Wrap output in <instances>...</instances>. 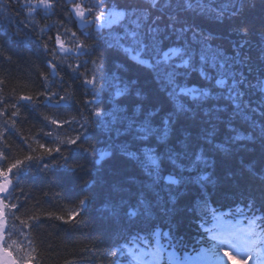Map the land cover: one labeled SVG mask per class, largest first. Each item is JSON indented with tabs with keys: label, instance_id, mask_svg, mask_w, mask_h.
<instances>
[{
	"label": "snow or ice",
	"instance_id": "snow-or-ice-1",
	"mask_svg": "<svg viewBox=\"0 0 264 264\" xmlns=\"http://www.w3.org/2000/svg\"><path fill=\"white\" fill-rule=\"evenodd\" d=\"M254 7L256 0H224L215 7L208 0H0V38L7 36L29 51L35 47L45 65L39 73L42 79L33 82L32 91L12 88L6 92L0 87V242L7 244L11 239H4L6 232L41 227V216L33 211L43 206L41 202L29 206L28 197L15 195L17 190L24 191L23 173L32 166L41 171L50 167L79 171L82 166L64 153L85 151L91 155L92 149L84 145L92 138L91 129L98 125L104 134L115 132L117 137L130 138L117 148L141 166L146 176L135 201L121 196L115 204H106L108 215L129 232L139 224H148L151 229L146 236L137 232L129 241L143 240L146 247L133 248L127 243L110 247L107 264H225V258L228 262L239 258L242 264H264V215L258 216L256 211L259 207L264 213V29L258 33V51L252 55L244 51L251 48L248 27H233L231 31L241 38L233 42L229 54L214 46L218 34L188 19L195 15L208 23L223 24ZM19 25L27 29L24 37L14 30ZM109 52L135 53L137 67L151 75L167 105L157 103L137 87V81L125 79L121 75L127 72L125 63L110 67L104 55ZM0 55H4L2 43ZM5 58L12 60L10 55ZM193 76L201 83H190ZM5 83L0 80V86ZM81 96L91 98L82 100ZM109 99L110 105L105 103ZM41 109H54L58 115L53 118ZM74 110L76 115L71 118L60 115ZM29 113L43 118L35 136L22 131L30 123ZM65 125L75 135L62 138L59 133ZM16 136L20 143L9 139ZM44 139L47 142H41ZM257 146L262 150L261 161L242 162L240 169L241 175L258 180L261 186L258 195L245 197L247 212L239 206L235 209L247 217V226L233 223L212 209L215 223L210 228L199 225L203 227L200 246L194 249V256L188 254L184 241L173 230L178 202L192 187L198 188L199 196L189 210L207 223L206 193L209 186L222 185L218 167ZM112 154L102 151L100 159ZM237 175L229 170L225 178L238 187ZM123 192L119 186L112 188L115 195ZM90 200H80L67 219L52 212L45 216L65 224L78 223ZM161 218L167 221V232L156 224ZM116 235L119 239L123 232L118 230ZM161 237L167 238V245L161 243ZM25 240L31 249V239L25 236ZM12 244L23 251L22 243ZM35 259L27 255L6 264H31Z\"/></svg>",
	"mask_w": 264,
	"mask_h": 264
},
{
	"label": "trees",
	"instance_id": "trees-1",
	"mask_svg": "<svg viewBox=\"0 0 264 264\" xmlns=\"http://www.w3.org/2000/svg\"><path fill=\"white\" fill-rule=\"evenodd\" d=\"M208 2L215 7L224 0H208ZM188 19L190 23L200 24L202 28L218 34L219 39L213 41L214 46L223 47L229 54L232 52L233 42L241 38L231 29L241 24L247 26L250 30L251 48H246L244 51H250L252 55H255L258 51L256 47L259 39L258 33L264 29V3L262 0H256V7L247 9L242 17L232 21L226 20L223 24L208 23L195 15H190ZM13 23H15L14 17ZM43 23L41 22V24ZM14 30H18L21 37H24L27 32L23 25H19ZM72 30L77 31V27H73ZM49 35H54V32L49 33ZM0 43L4 45V55H0V80L6 81L0 87H3L6 92L12 88L23 92L34 90L33 82L38 83L39 79H42L39 73L45 68L44 57L39 54L35 47L31 51L25 47H18L16 42L7 36L0 38ZM8 55L12 56L11 61L5 58ZM104 55L107 57L110 67L117 62L125 63L127 72L121 73V75L125 79L137 81V87L149 93L150 97L157 103L167 105V101L160 94L158 85L153 81L151 75L137 67V63L123 54L117 55L109 52L104 53ZM89 67L93 66L89 65ZM190 83L199 84L201 82L198 77L193 76ZM90 98L81 96L82 100ZM125 102L130 103L131 101ZM105 103L110 105L111 100L109 99ZM101 110H104V105L101 106ZM41 111L53 118L58 115L54 109L51 111L41 109ZM60 115L71 118L72 115H76V110L70 114L62 113ZM28 116L30 123L23 126V134L35 136L39 127L42 126L43 118L36 113H29ZM93 119L95 118L93 117ZM33 125L35 127H32ZM29 128L32 130L29 131ZM59 134L62 138L65 135H75L67 125H65L64 131ZM90 135L92 138L84 145V148L90 147L92 149L91 155L85 151H72L70 153L65 151L64 153L69 155L74 163L82 166L79 171H71L64 167H50L49 170L41 171L32 166L30 170L23 173L24 179L21 186L24 191L21 193L17 190L15 195L19 196L20 199L25 196L28 197L29 206L35 205L37 200L43 206L33 208V211L41 216L40 229L37 231L23 229L22 232L18 230L5 233L6 239L11 237L5 246L14 254L16 260L32 255L36 259L31 261V264H107L106 251L114 246L116 233L120 227L108 215L106 204L110 202L115 204L121 196L134 202L137 191L146 177L140 175L139 165L122 156L117 148V145L126 139L130 140L129 137H117L115 132L111 135L104 134L98 125L91 129ZM9 139L14 143H20L19 136L9 137ZM41 142H47V140L44 139ZM33 147L35 148L36 145L33 144ZM133 147L137 146L133 145ZM106 150L112 151L113 154L100 159V153ZM18 155H22V153ZM261 157L262 150L257 146L252 152L237 153L226 165L218 167L217 175L220 177L222 185L218 188L212 186L208 188L206 193L209 197L208 217L211 210L217 206H231L236 201L245 202V197L249 193L259 194L261 186L258 180L250 178L247 174L241 175L240 169L242 162H260ZM97 160L99 163L96 162ZM229 170L238 173L235 181L238 187L234 186L232 180L225 178L226 172ZM10 178L14 181L16 179L13 175H10ZM130 178H135V182H130ZM113 186L123 188L124 192L121 195L113 194ZM198 196V188L192 187L185 194V198L178 202L174 218L178 237L190 242L191 245L201 238L202 233L198 224V221L202 219L193 215L189 210L193 199ZM87 197H91V200L85 204V211L77 218L78 223L65 224L63 221L47 219L45 216L47 212H52L57 216L64 215L67 219V213L77 210L79 201ZM17 214L21 215V213ZM21 218L27 217L21 215ZM16 223L19 225V221ZM25 236H28L32 241L31 249L28 247ZM12 241L22 243L24 245L23 251L14 246Z\"/></svg>",
	"mask_w": 264,
	"mask_h": 264
}]
</instances>
